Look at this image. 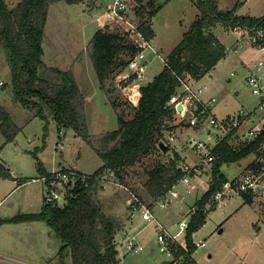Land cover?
Instances as JSON below:
<instances>
[{
	"label": "rangeland",
	"instance_id": "374dc122",
	"mask_svg": "<svg viewBox=\"0 0 264 264\" xmlns=\"http://www.w3.org/2000/svg\"><path fill=\"white\" fill-rule=\"evenodd\" d=\"M6 1L14 4L19 0ZM156 1L162 3V6L154 17L147 20V24H151L155 30L151 43L158 53L152 49L147 50L149 53L144 69L146 77L140 79L141 83H145L150 76L162 71L164 58L181 40L183 32L201 12L196 0ZM250 1H253L254 13L264 11V0L247 2ZM112 2L113 0L85 2L57 0L50 4L49 23L45 26L47 32L43 41L45 48L43 59L49 65L64 69L74 67L78 83L86 98L85 117L92 138L116 128L119 124L116 107L111 104L106 89L100 85L89 50L90 39L101 23H111L112 29H121L120 24L106 16V11ZM247 2L221 0L219 4L222 7L236 5L238 9L241 3ZM134 18L136 22L143 21L136 12ZM224 26L232 31L236 25L232 23ZM215 32L227 44L229 52L214 69L197 79L196 85L204 86V98L216 96L217 100L212 105V111L220 117L241 112V109H245V112L247 109H253V117L258 114L263 116L264 109L259 106L260 100L252 93L246 81L249 71L245 69L240 71L236 59L238 56H243L249 63L248 66L254 67L258 57L264 55L261 45L245 39V43L239 45L240 49L236 51L232 43L237 37L232 32L231 34L226 32L221 23L216 25ZM10 66L6 47L0 42V80L4 81V84H0V103L9 111L12 120L21 127L16 137L10 141H6V136L0 130V216L2 217L41 210L47 184L37 179L42 175L38 158L50 172L64 167L93 173L104 162L91 142L79 135L74 128L68 127L59 131L58 123L50 109H46L47 117L44 119L34 115L31 109L16 98L14 91L7 85L11 81ZM128 69L125 66L116 72L112 82L116 86L115 94L120 95L122 105L119 110L125 108V116L131 117L134 109L127 91L129 85L136 79L135 74L129 73L133 70ZM43 73H47L46 68H43ZM166 123L162 136L169 135L173 130L176 133L174 140L166 138L169 149L160 148L150 154H143L134 164L124 167L123 177H118L116 174L106 175L104 186L98 193L105 210L118 217L121 223L125 220L124 224L130 225L135 219L136 229H140L138 236L146 246L137 252L130 251L127 246L122 245L125 235L117 234L121 264L172 262L171 257L160 250L157 239L159 229L156 223L144 221L142 211L137 207L133 209L129 198L134 193L142 201L152 203L164 195L157 194L158 187L149 182V169L164 163L173 172V160L176 168H179L178 163L193 165L200 153L190 146V136L210 144L216 143L217 136L209 135L207 126L196 129L188 125L186 118L183 119L180 113L174 111L171 117L166 118ZM45 126H47L46 130ZM256 157L255 153H250L238 161L223 163L221 170L230 178L229 181H234L237 179L235 176L242 174L244 165L256 160ZM213 164L203 163L201 174L194 173L193 169L189 172L193 177L192 183L196 184L194 188L188 190L183 183H180L177 187L180 196L173 198L166 208L159 204L155 206L160 222L172 233L180 231L179 222L184 215H187L190 221L189 212L194 208L196 199L201 197L210 186ZM247 169L248 166L243 172ZM256 173L258 182L264 187V167ZM232 185H235L234 182ZM56 189L64 194V197L58 200L59 206L64 205L67 201L65 187L62 183H58ZM228 191L230 197L227 203H216L213 207L210 203L207 204L206 221L193 233L194 241L205 239L206 244L197 247L193 256L198 264H264V189L257 191L253 188L247 191L254 197L252 202L246 201L241 192H232L231 189ZM186 231L185 229L178 235L179 239H185ZM61 244L60 236L43 220L24 226H15L10 222L5 225L0 224V264H59L58 251ZM181 261L180 256L172 264H179ZM66 264H71L70 256L66 258Z\"/></svg>",
	"mask_w": 264,
	"mask_h": 264
},
{
	"label": "trees",
	"instance_id": "16d2710c",
	"mask_svg": "<svg viewBox=\"0 0 264 264\" xmlns=\"http://www.w3.org/2000/svg\"><path fill=\"white\" fill-rule=\"evenodd\" d=\"M55 1L19 0L11 4L0 0V42L6 47L11 65V81L7 85L11 86L16 98L31 109L34 115L45 119L48 108L58 123L59 131L72 127L79 135L87 138L104 162L93 173L78 170L77 180L68 189L64 205L44 200L40 211L20 212L11 217L0 216V223L45 220L62 240L58 251L59 264H66L68 256L71 257V264H121L116 234L122 223L118 217L105 210L98 196L104 186L105 173L114 169L118 177H123L124 167L134 164L143 154L162 149L160 142L167 126L166 118L174 112L173 106L168 105L167 101L180 83L179 76L191 75L199 79L214 69L227 54L225 44L212 28L218 23H233L255 31L259 27L264 28V13L259 16L238 14L235 12L236 5L225 9L219 6V0H196L201 12L167 54L162 71L141 85V96L138 104L133 105L131 117L125 116V108L119 110L121 99L119 94H115L116 86L112 80L116 72L128 64L138 46L126 31L112 29L111 23L98 27L90 39L89 50L100 85L106 89L111 104L116 107L119 124L92 138L85 117L86 98L74 71L72 68L49 65L43 59L45 26L50 4ZM137 1L140 2L137 13L143 19L140 28L147 38H152L155 30L151 24H147V20L154 17L162 3L156 0ZM43 68L47 69V73H43ZM20 129V125L12 120L9 111L0 103V130L6 136V141L13 140ZM261 138L238 140L237 135L230 131L216 144L210 186L196 199L190 213L186 227L187 245L174 249L175 258L168 264L177 261L180 256L182 261L179 264H198L193 256L198 249L193 233L206 221L207 204L213 207L217 203L213 198L214 193L229 180L221 166L223 163L238 161L250 153L258 156L261 153ZM175 164L173 160V172L164 163L149 169L148 180L158 187L157 194H164L182 176V168H176ZM38 166L42 173H50L39 158ZM247 166L258 171L264 164L254 160ZM66 169L69 168H62ZM241 193L246 201H253L251 192Z\"/></svg>",
	"mask_w": 264,
	"mask_h": 264
},
{
	"label": "built area",
	"instance_id": "2783aa9c",
	"mask_svg": "<svg viewBox=\"0 0 264 264\" xmlns=\"http://www.w3.org/2000/svg\"><path fill=\"white\" fill-rule=\"evenodd\" d=\"M139 4L140 2L137 0H113L106 11V15L120 24L121 29L126 31L130 39L138 46L137 51L129 58L128 64L126 65L127 69L130 68L133 70L132 72H128L135 74L136 79L134 83L129 85L127 91V96L132 101L133 105L138 104L135 100V96L141 91L140 88L143 83L140 82V79L146 77L144 69L146 68V61L149 53L147 50L152 49L154 52L158 53L157 49L151 43V38L145 36L146 34H144L140 28V23L136 22L134 18L135 12L137 14V7ZM234 28L235 31L240 32L239 35L241 39L239 38L240 42L237 44L238 46L243 45L245 39H248L251 43L264 47V28L259 27L255 31H251V29L240 25H236ZM238 46L235 47V50L238 49ZM164 61L166 62V57ZM248 73L249 74L246 76L247 84L252 93L259 98V106L264 109V55L258 57L257 61L254 63V67L250 68ZM179 79L180 83L177 89L170 95L167 104L173 106L174 111L180 113L183 119L186 118L188 125L196 129L207 126L208 134L217 136L216 143L210 144L202 139L190 136V146L200 153V156L193 165L189 163H185L184 165L178 163L177 166L184 171L178 181L174 182L164 195L155 199L152 203L142 201L139 196L134 193L129 198V203L133 205V209L137 207V209L142 211V219L144 221L147 223H156L158 226L159 232L157 239L161 247L160 250L171 257L170 260L175 258L174 249L179 248V246L186 247L187 245L186 237L181 240L178 235L186 229L189 220L187 215H184L179 222L180 231L172 233L167 226L160 222L155 212V206L159 204V206L166 208L170 205L173 198L180 196V190L177 188L180 183H183L188 190L196 186V184L192 183L193 177H191L189 172L193 169L194 173L201 174L203 172V163H213V161H215L216 154L214 152V147L219 143V140L230 131H233L234 135L238 134L241 140L252 141L257 137H262L260 141L261 145L259 146L261 153L257 156L256 160L264 164V124H257V126L254 125L244 129L242 128V112L230 113L222 117L218 116L212 111V105L217 100L216 96L209 97L208 99L204 98V86L196 85L197 79L193 78L191 75H180ZM0 84H4V81L0 80ZM179 105L182 107L179 108ZM209 126L211 128H209ZM219 131L221 133H219ZM166 138L174 139L175 134L173 131L169 135L163 136L161 140L166 141ZM106 173V175H115V170L110 169ZM78 174V169L69 168L66 170L51 171L50 173H42L41 176L37 177V179H41L47 184L44 193L45 201L58 203V200L64 197V194L56 189L58 183L64 185L65 196L67 197V193L69 192L68 189L74 186ZM106 175H104L103 180L106 179ZM233 182L235 184L234 186L232 185ZM259 184L256 171L248 168L234 181H226L223 187L214 193L213 198L217 203H227L230 197L228 189H231L232 192H244L256 188ZM192 211L193 209L189 213ZM139 234L140 231L135 233L127 232L122 241V245L127 246L130 251L137 252L144 249L146 246H144L140 240ZM195 243L197 247H199L204 246L206 241L202 239L200 241H195Z\"/></svg>",
	"mask_w": 264,
	"mask_h": 264
},
{
	"label": "crops",
	"instance_id": "0c3cea01",
	"mask_svg": "<svg viewBox=\"0 0 264 264\" xmlns=\"http://www.w3.org/2000/svg\"><path fill=\"white\" fill-rule=\"evenodd\" d=\"M85 2L86 0H81V1H79V2ZM220 2H221V0H219ZM248 1V0H247ZM246 0H238V2H247ZM219 2V3H220ZM241 3V5H239L238 6V9H236L235 10V12L236 13H238V14H250V15H252V16H259V15H262L263 13H264V11L263 12H261V13H258V14H256V13H254L253 12V8H254V5L252 4L253 3V1H250V2H247V3H244V4H242ZM52 4V3H51ZM219 6H220V4H219ZM234 6V5H233ZM233 6H228V7H222V6H220L221 8H232ZM242 9H245V10H242ZM49 13H50V7H49ZM107 16V15H106ZM49 14H48V18H47V23H46V26L48 25V23H49ZM106 20H107V17H106ZM105 23H101L98 27H101L102 25H104ZM217 25V24H216ZM216 25L212 28V30H213V32L217 35V37L219 38V40L222 42V43H224L225 44V46H226V48H227V54H228V52H229V48H228V46H227V44L225 43V42H223L222 40H221V38H220V36H218V34L215 32V27H216ZM221 25L223 26V28L225 29V31L226 32H228L229 34H231V32L233 33V35H235V37H237L236 39H235V41L232 43V47H233V49L235 50V47L236 46H238L237 44L240 42V39H241V37H240V32H238V31H235V30H232V31H229L225 26H224V24H222L221 23ZM47 32V31H46ZM155 35V34H154ZM154 37V36H153ZM152 37V38H153ZM151 38V39H152ZM240 38V39H239ZM240 49V46H238V49L236 50V51H238ZM45 50V49H44ZM262 50L264 51V47H262ZM261 50V51H262ZM44 53H45V51H44ZM227 54H226V56H227ZM225 56V57H226ZM77 57H78V55H77ZM224 57V58H225ZM75 59V58H74ZM237 59V64L240 66V71L241 70H248L249 71V69L251 68L250 66H248L249 65V63L247 62V60H246V58H244L243 56H238V58H236ZM164 64H165V62H164ZM71 65H73V64H71ZM71 68H72V70H73V68L74 67H72V66H70ZM216 67V66H215ZM214 67V68H215ZM74 71V70H73ZM74 74H75V76H76V78H77V75H76V73H75V71H74ZM155 75V74H154ZM78 81V80H77ZM140 96H141V91L139 92V93H137L136 94V96H135V100H136V102H138L139 101V98H140ZM135 104V103H134ZM251 108V107H250ZM252 110L253 109H247V112H245V109H241V112H242V118H243V122H242V128H244V129H246V128H248V127H252V126H254V125H256L257 126V124H264V115L262 116V114H258V115H256L255 117H253V112H252ZM173 132H174V130H173ZM174 134H176L175 132H174ZM237 135V137H238V139H241L239 136H238V134H236ZM163 137V136H162ZM175 139V138H174ZM174 139H169V140H174ZM167 143V142H166ZM168 144V143H167ZM247 163L244 165V167H243V169H242V174L244 173L243 171L245 170V168L247 167ZM241 174V175H242ZM241 175H237V176H235V177H239V176H241ZM230 179V178H229ZM260 185V184H259ZM263 189H264V187H263ZM44 203V202H43ZM42 206H43V204H42ZM40 220V219H39ZM128 220V219H127ZM126 220V221H127ZM35 221H38V220H30V221H20V222H14V221H5V222H3V223H0L1 225H5L7 222H10V223H12V224H14L15 226H18V225H23L24 226V224H30L31 222H35ZM43 221H45V220H43ZM125 223V220H123V222H122V225H121V229H119L118 230V232H117V234H119V233H122V234H124V235H126V233L128 232V233H135V232H139L140 231V229H136L137 228V224H136V222H135V219H133V222H132V224H128V225H125L124 224ZM32 224H34V223H32ZM26 226V225H25ZM117 234H116V238H117ZM198 263V262H197Z\"/></svg>",
	"mask_w": 264,
	"mask_h": 264
},
{
	"label": "water",
	"instance_id": "95a60500",
	"mask_svg": "<svg viewBox=\"0 0 264 264\" xmlns=\"http://www.w3.org/2000/svg\"><path fill=\"white\" fill-rule=\"evenodd\" d=\"M152 79H153V76H150L148 80L150 81V80H152ZM9 88H11V86H9ZM181 107H182V106L179 105V108H181ZM161 141H162V142H160V146L162 147L163 150H167L169 145H168L165 141H163V140H161ZM262 188H263V187H262L261 185H258V186L256 187V190H257V191H260ZM222 230H223V229L221 228L220 231H222Z\"/></svg>",
	"mask_w": 264,
	"mask_h": 264
}]
</instances>
